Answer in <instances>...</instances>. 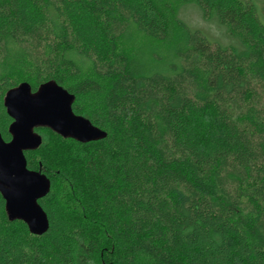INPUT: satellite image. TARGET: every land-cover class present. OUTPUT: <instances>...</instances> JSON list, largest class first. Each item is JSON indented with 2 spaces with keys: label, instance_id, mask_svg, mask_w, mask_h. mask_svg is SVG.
Masks as SVG:
<instances>
[{
  "label": "trees",
  "instance_id": "16d2710c",
  "mask_svg": "<svg viewBox=\"0 0 264 264\" xmlns=\"http://www.w3.org/2000/svg\"><path fill=\"white\" fill-rule=\"evenodd\" d=\"M5 61L4 141L23 82L63 87L106 135L34 130L52 145L24 152L50 183L48 229L9 221L0 195V264H264V0H0Z\"/></svg>",
  "mask_w": 264,
  "mask_h": 264
},
{
  "label": "water",
  "instance_id": "95a60500",
  "mask_svg": "<svg viewBox=\"0 0 264 264\" xmlns=\"http://www.w3.org/2000/svg\"><path fill=\"white\" fill-rule=\"evenodd\" d=\"M53 89L63 93L71 102L67 113L53 111L49 96ZM73 101L74 96L53 81L41 84L35 92L31 91L28 83H20L7 91L3 99L6 114L12 122L8 127L10 140L4 141L0 135V195L7 219L23 222L29 233L35 236L44 234L48 229L47 217L38 200L48 193L50 183L41 171L29 170L26 165L24 152L36 150L42 141L34 130L47 128L62 138H70L79 143L96 141L106 135L88 119L73 113ZM73 121L87 124L93 134H82ZM38 181L46 186L36 195V204L41 210L40 218L24 210L25 197L39 191Z\"/></svg>",
  "mask_w": 264,
  "mask_h": 264
},
{
  "label": "rangeland",
  "instance_id": "374dc122",
  "mask_svg": "<svg viewBox=\"0 0 264 264\" xmlns=\"http://www.w3.org/2000/svg\"><path fill=\"white\" fill-rule=\"evenodd\" d=\"M255 5H261L263 0H252ZM177 6L180 7V12L178 14V17H180L183 21H185L187 24H190L193 27H198L200 30H202L204 35L207 36L209 40H213V38L217 39L220 37L219 31L217 30V27L210 22L202 19L200 14L197 12L195 9L194 5L187 4L186 6L181 3H177ZM126 43L129 44V46L134 47L137 46L136 43L138 44L137 48L143 49V50H148L151 47L152 44L147 42L145 39H143L140 35H136L134 31H130V33L127 36ZM160 53V52H158ZM161 53H164V50L161 49ZM4 65H0V73L4 74V68L5 71H8L11 69V66H9L10 61H5L3 63ZM8 65V66H7ZM10 67V68H9ZM28 82V81H27ZM80 102L83 104L82 99ZM81 104V105H82ZM39 134L41 139H43V143H45V146H52L51 145V139L47 137L46 133L44 131H40ZM42 142V141H41Z\"/></svg>",
  "mask_w": 264,
  "mask_h": 264
},
{
  "label": "snow or ice",
  "instance_id": "6c2138e0",
  "mask_svg": "<svg viewBox=\"0 0 264 264\" xmlns=\"http://www.w3.org/2000/svg\"><path fill=\"white\" fill-rule=\"evenodd\" d=\"M51 98V106L54 112H62L67 113L68 106L71 103L64 97L63 93L56 91L55 89L51 90L49 93ZM30 99V98H29ZM75 125L78 126L79 131L84 135L93 134V130L88 127L87 124H83L79 121H73ZM37 187L39 191L35 194H30L25 197L24 200V210L29 212L31 215L40 218V208L36 204V195L40 194V192L46 187L42 184V182H37Z\"/></svg>",
  "mask_w": 264,
  "mask_h": 264
}]
</instances>
